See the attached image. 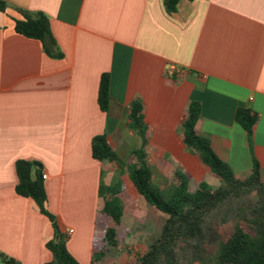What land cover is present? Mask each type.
<instances>
[{"label":"crops","instance_id":"crops-1","mask_svg":"<svg viewBox=\"0 0 264 264\" xmlns=\"http://www.w3.org/2000/svg\"><path fill=\"white\" fill-rule=\"evenodd\" d=\"M0 12V251L21 264H46L54 230L37 204L16 192V164L37 162L67 248L80 264H115L123 252L121 223L103 213V196L145 202L125 167L141 138L130 128L134 103L142 106L147 160L154 185L166 199L171 175L221 186L184 142L192 102L201 107L198 134L234 170L251 176L253 160L264 180V0H2ZM15 8L42 12L61 58L41 42L15 31ZM175 64L184 74L168 72ZM110 77L109 107L98 103L100 80ZM259 116L250 146L236 123L238 109ZM104 135L118 162L92 156L93 140ZM120 189L119 195L115 189ZM170 193L169 197H167ZM126 200V201H127ZM118 202V201H117ZM148 205V206H147ZM153 208V207H152ZM114 227L121 244L114 256L95 254V244ZM163 228V227H162ZM69 230L74 233L69 235ZM162 230V229H161ZM112 258V259H111Z\"/></svg>","mask_w":264,"mask_h":264},{"label":"trees","instance_id":"trees-1","mask_svg":"<svg viewBox=\"0 0 264 264\" xmlns=\"http://www.w3.org/2000/svg\"><path fill=\"white\" fill-rule=\"evenodd\" d=\"M178 0H165L169 13L176 11ZM9 4L0 0V12L6 13ZM15 10L22 19L15 20V31L26 38L41 42L43 50L51 57L61 58L53 38L50 19L42 12H32L19 8ZM110 77L103 74L100 80L98 103L103 112L109 107ZM201 107L192 102L184 121V142L187 148L197 154L201 162L220 180L221 186L211 188L200 183L197 191L191 193L187 177L174 173L171 179L174 192L166 199L154 185L152 172L147 160V128L142 117V106L134 103L130 113V128L141 138L140 146L130 159L118 162L104 135L92 143V156L99 162H118L125 167L129 179L141 198L166 217L159 237L145 253L138 255L136 264H184L190 256L193 261L205 263L207 245L218 241L215 264H264V180L259 162L253 160V171L249 178L236 177L231 166L222 160L212 149L209 140L201 137L196 124ZM259 116L251 109L240 108L235 121L247 134L250 146L253 145L255 128ZM19 196L32 199L42 215L51 222L55 235L46 243L52 260L46 264H80L67 248L66 236L61 231L57 218L48 209V195L45 188L41 165L37 162L20 160L16 164ZM103 213L115 225L123 216L121 205L105 198ZM219 229L222 232L219 233ZM121 244L114 227L108 228L103 238L95 244V254L104 256L118 254ZM0 264H21L17 259L0 251Z\"/></svg>","mask_w":264,"mask_h":264},{"label":"rangeland","instance_id":"rangeland-1","mask_svg":"<svg viewBox=\"0 0 264 264\" xmlns=\"http://www.w3.org/2000/svg\"><path fill=\"white\" fill-rule=\"evenodd\" d=\"M215 178L217 177L215 176ZM116 191L118 192V196L120 194V189L116 188L114 192ZM125 194L130 195L129 200L122 199L119 196L117 198L118 203L125 209V217L120 227L121 241L124 244L122 249L123 253L116 257L117 263L115 264H136L138 255L145 253L148 247L159 237L166 217L155 208L149 207L148 205V207L145 208L141 202H138L131 196V192L125 191L124 195ZM167 195V197H169L170 193ZM54 216L57 218L56 215ZM218 231L220 233L222 229ZM217 251L218 241L212 240V242L207 245L205 263L195 262L189 256L188 259L184 261V264H215L214 261Z\"/></svg>","mask_w":264,"mask_h":264},{"label":"built area","instance_id":"built-area-1","mask_svg":"<svg viewBox=\"0 0 264 264\" xmlns=\"http://www.w3.org/2000/svg\"><path fill=\"white\" fill-rule=\"evenodd\" d=\"M168 72L169 74H171L172 76L174 75H181V74H184V70H181L178 66H176L175 64H172L169 66L168 68ZM43 179L46 180L47 179V176H43ZM74 233L73 230H69L68 234L69 235H72Z\"/></svg>","mask_w":264,"mask_h":264}]
</instances>
